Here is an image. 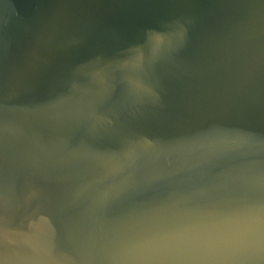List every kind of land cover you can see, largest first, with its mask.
<instances>
[{
  "label": "water",
  "instance_id": "water-1",
  "mask_svg": "<svg viewBox=\"0 0 264 264\" xmlns=\"http://www.w3.org/2000/svg\"><path fill=\"white\" fill-rule=\"evenodd\" d=\"M0 264H264V0H0Z\"/></svg>",
  "mask_w": 264,
  "mask_h": 264
}]
</instances>
